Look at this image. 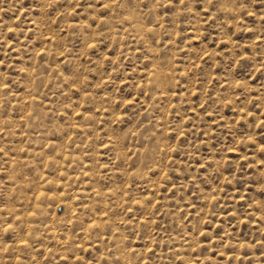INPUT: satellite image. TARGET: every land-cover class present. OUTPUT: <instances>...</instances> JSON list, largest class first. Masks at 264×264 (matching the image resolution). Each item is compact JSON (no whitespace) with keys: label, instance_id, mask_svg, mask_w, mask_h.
Instances as JSON below:
<instances>
[{"label":"clouds","instance_id":"9594fccd","mask_svg":"<svg viewBox=\"0 0 264 264\" xmlns=\"http://www.w3.org/2000/svg\"><path fill=\"white\" fill-rule=\"evenodd\" d=\"M0 264H264V0H0Z\"/></svg>","mask_w":264,"mask_h":264},{"label":"rangeland","instance_id":"374dc122","mask_svg":"<svg viewBox=\"0 0 264 264\" xmlns=\"http://www.w3.org/2000/svg\"><path fill=\"white\" fill-rule=\"evenodd\" d=\"M41 196H43V192H41V193L36 197L37 200H39Z\"/></svg>","mask_w":264,"mask_h":264}]
</instances>
